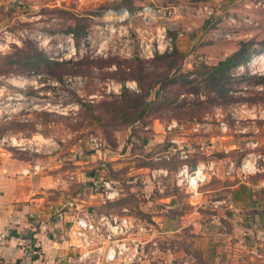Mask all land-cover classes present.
<instances>
[{
    "label": "rangeland",
    "instance_id": "374dc122",
    "mask_svg": "<svg viewBox=\"0 0 264 264\" xmlns=\"http://www.w3.org/2000/svg\"><path fill=\"white\" fill-rule=\"evenodd\" d=\"M122 8L131 16L109 14ZM247 40L253 48L264 40V0H0V141L41 143L68 173L62 190L49 193L57 209L76 212L67 203L75 197L79 212L93 207L148 223L137 264H165L169 241L184 247L185 215L200 210L211 219L218 198L204 191L221 181L216 175L200 200L188 196L180 175L206 157L199 137L206 125L227 135L215 142L227 147L220 171L251 151L237 134H245L247 114L264 108V58L252 63L264 48L231 70L225 95L204 79L206 65ZM170 122L179 126L168 131ZM170 137L190 142L187 157L171 149ZM257 165L255 173H264V160ZM76 170L85 177H70ZM103 181L118 189L114 199L91 195ZM211 264L230 263L211 257Z\"/></svg>",
    "mask_w": 264,
    "mask_h": 264
},
{
    "label": "crops",
    "instance_id": "0c3cea01",
    "mask_svg": "<svg viewBox=\"0 0 264 264\" xmlns=\"http://www.w3.org/2000/svg\"><path fill=\"white\" fill-rule=\"evenodd\" d=\"M260 114H247L245 134H237L245 139V148H251L247 154L256 157V161L264 160V118ZM211 130L207 124L199 137L203 139L200 143L206 154L200 162H210L214 169L212 176L221 180L204 190L218 197L211 202L212 217L201 219L200 210L198 216L185 215L189 233L183 237L184 247L179 249L178 242L169 241L164 262L174 264L171 258H182L184 264H211L212 257L230 264H264V173L254 172L242 180L237 173L226 175L224 170L220 171L217 165L222 158L219 154L227 147L215 142L227 135L214 134ZM208 139L211 144L205 143ZM237 143L232 145L240 147ZM255 146H260V150H253ZM54 158L55 154L48 156L39 142L15 145L0 141V264L65 263L70 250L67 229L73 217L80 213L77 210L83 202L71 197L67 203L76 204V212L73 207L57 209L59 200L49 193L66 181L68 173L62 169V159L56 161ZM78 164L81 161L71 163ZM84 172L76 170L69 176L79 177ZM92 209L95 210L89 207Z\"/></svg>",
    "mask_w": 264,
    "mask_h": 264
},
{
    "label": "built area",
    "instance_id": "2783aa9c",
    "mask_svg": "<svg viewBox=\"0 0 264 264\" xmlns=\"http://www.w3.org/2000/svg\"><path fill=\"white\" fill-rule=\"evenodd\" d=\"M119 12L124 13V18L131 16L125 8L109 11V14L116 13L117 16ZM143 12L152 14L153 11L145 7ZM162 29L164 36L167 32L164 27ZM166 43L171 44V37ZM258 113H261L260 115L264 118V108ZM202 124L193 125L192 130L197 131L199 127L203 128ZM177 126H179L178 123L170 122L166 125V129L172 131ZM169 141L175 145L171 147L172 150L180 152L182 157H187L190 142L185 140L180 142L174 137H170ZM210 165V162H201L191 170L184 167L180 171L185 191L190 198L199 199L202 186L214 174V169ZM256 169V157L251 158L247 154L239 164L229 165L225 173L230 175L234 172L242 180H246ZM99 186L100 190H95L93 194H99L104 201L112 200L118 195V189L108 181H103ZM148 226V223L139 222L136 217L129 214L99 212L93 209L81 211L73 217L67 229L70 250L65 256L64 264H137V259H140V245L143 242L142 233L148 230Z\"/></svg>",
    "mask_w": 264,
    "mask_h": 264
},
{
    "label": "trees",
    "instance_id": "16d2710c",
    "mask_svg": "<svg viewBox=\"0 0 264 264\" xmlns=\"http://www.w3.org/2000/svg\"><path fill=\"white\" fill-rule=\"evenodd\" d=\"M69 33L72 35L74 39L77 38V34L73 30V28L70 29ZM85 35L86 33L84 34V31H83V36ZM77 43L79 44V42ZM262 48H264V40L262 41L260 47L258 48L252 47L251 40L241 41L238 44V48H236V50L231 52L229 55L225 56L223 59H220L216 64L210 65V66L206 65L204 79L207 82V84L210 86L209 90L219 96L225 95L227 91L229 90L227 83L230 78L231 70L238 65L247 64L250 58L252 57V55H254L257 51H260ZM145 111H146V105H144L140 109V111H138L132 117L131 121L133 122L141 118L143 114L145 113Z\"/></svg>",
    "mask_w": 264,
    "mask_h": 264
},
{
    "label": "bare ground",
    "instance_id": "6f19581e",
    "mask_svg": "<svg viewBox=\"0 0 264 264\" xmlns=\"http://www.w3.org/2000/svg\"><path fill=\"white\" fill-rule=\"evenodd\" d=\"M116 14V13H115ZM124 18V13L123 12H119L117 13L116 19H123ZM264 58V54L263 53H258L255 57H254V61L252 63H257L260 60H262Z\"/></svg>",
    "mask_w": 264,
    "mask_h": 264
}]
</instances>
